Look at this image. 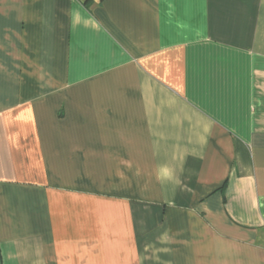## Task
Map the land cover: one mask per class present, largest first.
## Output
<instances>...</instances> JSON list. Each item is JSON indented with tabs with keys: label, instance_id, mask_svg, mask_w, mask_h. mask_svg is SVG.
I'll return each instance as SVG.
<instances>
[{
	"label": "crops",
	"instance_id": "obj_1",
	"mask_svg": "<svg viewBox=\"0 0 264 264\" xmlns=\"http://www.w3.org/2000/svg\"><path fill=\"white\" fill-rule=\"evenodd\" d=\"M0 264H264V0H0Z\"/></svg>",
	"mask_w": 264,
	"mask_h": 264
}]
</instances>
